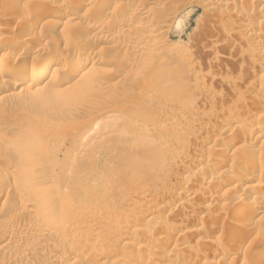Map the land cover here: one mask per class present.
I'll list each match as a JSON object with an SVG mask.
<instances>
[{"label":"rangeland","instance_id":"374dc122","mask_svg":"<svg viewBox=\"0 0 264 264\" xmlns=\"http://www.w3.org/2000/svg\"><path fill=\"white\" fill-rule=\"evenodd\" d=\"M0 38V264H264V0H0Z\"/></svg>","mask_w":264,"mask_h":264},{"label":"bare ground","instance_id":"6f19581e","mask_svg":"<svg viewBox=\"0 0 264 264\" xmlns=\"http://www.w3.org/2000/svg\"><path fill=\"white\" fill-rule=\"evenodd\" d=\"M72 3V2H71ZM78 4V3H77ZM75 5H76V3H75ZM74 5V6H75ZM77 6V5H76ZM43 7V6H42ZM54 5H52V4H49V5H44V8H42L43 10V13H47V12H49L50 11V13H51V10L53 9L54 10ZM79 8V7H78ZM52 10V11H53ZM54 12V11H53ZM54 14V13H53ZM4 38V37H3ZM3 38H0V47L2 46V44L4 43V40H3ZM6 39V38H5ZM92 55V54H91ZM85 56H87V57H85L86 58V61H87V59H90L91 57H90V55H86L85 54ZM66 61L67 60H65L64 58H61V57H57V56H55V55H52V57L50 58H48V59H44L43 61H41V62H39L38 64H33V65H31V67H30V78L32 79V81H31V86H33V87H35L36 89H42V84H40V81L39 80H41V79H43V77L44 76H46L47 75V71H49L51 68H52V65H53V63L55 64V63H58V62H61V63H66ZM84 63V62H83ZM26 64V63H25ZM68 64V63H67ZM82 64V63H81ZM81 64H79L80 66H81V68H83V66L81 65ZM1 66V65H0ZM26 67H28V66H26ZM20 69H24V67H22L21 66V68ZM52 70V69H51ZM50 70V71H51ZM57 70H55V72H56ZM74 71V70H73ZM81 71V70H80ZM79 71V69L78 70H76L75 69V71L73 72V76L72 77H69V78H73V77H78L80 74H81V72ZM4 72H5V69L3 68V67H1L0 68V76H1V74H4ZM7 72V71H6ZM54 72V73H55ZM86 73V72H85ZM56 74V73H55ZM82 74H83V72H82ZM81 74V75H82ZM80 75V76H81ZM67 78V77H66ZM68 79V78H67ZM66 79V82L68 81ZM25 80V79H24ZM71 80V79H70ZM73 80V79H72ZM66 82H65V84H66ZM74 81H72L71 83H73ZM48 83V82H47ZM70 83V82H69ZM46 85V84H45ZM45 85L43 86V87H45ZM30 86V85H29ZM65 88V87H64ZM263 119H264V114L261 116ZM261 128V127H260ZM2 134V133H1ZM4 135V134H3ZM1 136V138H2V135H0ZM239 136V135H238ZM5 137V135L3 136V138ZM237 136L235 135V134H232V133H229V135H228V139H234V138H236ZM238 138V137H237ZM262 175H264V173L262 174ZM260 177H262L261 175H260ZM264 177V176H263ZM3 180V179H2ZM2 180H0V181H2ZM262 181V180H261ZM264 185V184H263ZM31 208H33V207H31ZM27 209H29V208H27ZM28 213H29V215H34V213H35V208L34 209H29L28 211H27ZM38 214V213H37ZM51 227V226H50ZM155 227V226H154ZM159 227V226H158ZM158 227H155L153 230H152V233L155 231V230H157L158 229ZM56 229V228H55ZM162 229V228H161ZM59 231V230H58ZM158 231V230H157ZM156 231V232H157ZM148 232V231H147ZM55 234V233H54ZM52 244H46V248H49V246H51ZM54 245V244H53ZM142 250H143V248H142ZM141 248H138V249H135V250H131V251H128V252H126V253H123V254H116V253H113V254H110L109 255V263L110 264H124V262L125 261H129V263L130 264H138V262L139 261H142V259L140 258V255H141ZM229 251L230 250H227L226 251V253H225V255L227 256L228 255V253H229ZM152 257H151V261H148V260H143V262H142V264H152V263H157V264H166V263H164L165 261V259H167L168 258V255L166 254V252H164L163 250L161 251V250H158V249H156V250H154L153 249V252H152ZM217 255V254H216ZM222 256V255H221ZM228 257V256H227ZM184 260V259H183ZM218 261V260H217ZM175 263H177V264H183V261L182 260H180V258L179 259H177V258H175V261H174ZM254 263H255V261H254Z\"/></svg>","mask_w":264,"mask_h":264}]
</instances>
